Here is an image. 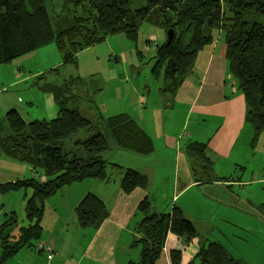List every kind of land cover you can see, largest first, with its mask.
<instances>
[{
  "label": "trees",
  "instance_id": "trees-1",
  "mask_svg": "<svg viewBox=\"0 0 264 264\" xmlns=\"http://www.w3.org/2000/svg\"><path fill=\"white\" fill-rule=\"evenodd\" d=\"M49 0H0V64L55 43L63 55L62 66L75 64L81 51L92 44L90 34L71 5V0L54 3ZM95 13L103 39L124 32L137 43L145 23L174 31L173 40L157 46L152 73L163 76L161 94L175 96L192 73L199 52L213 42L214 31H223L228 41L230 74L234 76L246 104V121L253 127L251 146L255 148L264 133V0H87ZM133 3H137L133 7ZM138 55L142 53L138 51ZM60 69L51 70V74ZM40 81L46 74L39 76ZM81 77L63 84L42 83L40 89L59 105L60 116L40 122L34 129L16 109L7 116L10 133L0 135V155L29 162L34 170L42 168L47 180L37 178L0 183V193L26 191L25 218L15 212L7 215L0 226V264H5L24 248H39L46 237L42 225L47 201L66 187L99 179L108 181V162L102 154L111 144L139 153L153 150L152 138L127 113L105 116L98 108L96 95L101 91L97 82L80 83L93 114L89 129L97 133L83 139L74 128L81 117L74 85ZM80 87V88H81ZM80 92V91H79ZM72 100L75 106L69 107ZM77 104V105H76ZM84 113V112H83ZM42 130L40 132L39 130ZM7 133V131L5 132ZM42 137V139H41ZM71 141L69 147L67 142ZM83 151L81 155L76 153ZM195 180L202 184L224 181L215 172V163L205 143L192 142L186 147ZM116 167V166H115ZM121 189L130 194L137 188L147 189L149 179L134 169H127ZM30 193V194H29ZM142 219L136 227L141 236L133 243L141 246L138 264H157L168 236L184 237L187 242L198 236L194 223L179 207L172 212H156L146 197L140 203ZM109 217L105 203L89 193L74 210L81 228L99 229ZM21 225V226H20ZM18 230L15 233V230ZM196 258L200 264H247L229 254L220 242L203 245ZM182 252L172 251V264H181ZM134 264V263H130ZM188 264H195L190 261Z\"/></svg>",
  "mask_w": 264,
  "mask_h": 264
},
{
  "label": "crops",
  "instance_id": "crops-1",
  "mask_svg": "<svg viewBox=\"0 0 264 264\" xmlns=\"http://www.w3.org/2000/svg\"><path fill=\"white\" fill-rule=\"evenodd\" d=\"M157 46L156 43L152 47L156 50ZM228 51L225 33L214 31L213 42L199 52L192 73L177 94L168 95L165 100L160 94L163 108L146 109L145 96L141 97L138 106L126 107L122 113L134 117L152 138L153 150L145 154L111 144L102 157L111 163L109 165L119 166L122 175L117 174L120 169L110 167L108 181L87 179L51 197L42 221L46 230V237L40 242L42 246L24 248L11 264H138L142 248L134 247L133 243L141 238L136 227L142 219L138 207L143 199L148 197L152 209L159 213H170L176 206L181 208L185 217L196 226L200 210H192L190 200L198 199L203 189L225 185V180L232 177H238L242 182L249 168L252 169V178L262 181L261 166L250 157L255 158L264 150V133L253 148V127L245 118L246 104L238 81L230 74ZM99 99L96 100L98 108L104 113L105 107L100 105ZM88 111L93 114L90 106ZM149 123L153 124L152 131ZM192 142L207 144L216 175L224 181L202 184L195 180L186 154V147ZM127 169L146 175L148 188L124 193L120 179ZM43 176L44 180L48 179ZM89 193L97 195L109 211V217L97 230L81 228L74 218V210ZM188 194L190 198L184 201ZM55 197L60 198L56 205L51 201ZM182 242L190 245L193 240L187 242L184 237L168 236L157 264H172L170 253L182 252Z\"/></svg>",
  "mask_w": 264,
  "mask_h": 264
},
{
  "label": "rangeland",
  "instance_id": "rangeland-1",
  "mask_svg": "<svg viewBox=\"0 0 264 264\" xmlns=\"http://www.w3.org/2000/svg\"><path fill=\"white\" fill-rule=\"evenodd\" d=\"M59 2L62 0H49L48 9L51 11L53 4ZM71 5L88 30L92 44L80 52L75 64L65 67L62 66L63 55L55 43L0 64V130L3 132V137L10 133L7 116L12 109H16L34 129L40 128V122L60 116L59 105L52 102V96L40 89L42 83L46 82L63 84L65 80L81 77L72 90L78 97L76 99L78 105H76L82 110L74 128L80 131L79 137L83 139L96 134L97 130L89 129L91 121L88 118H91L92 114L88 111L89 104L84 98L85 89L79 86L80 83L90 85L97 81L100 83L102 90L95 99L100 98V105L105 107L104 115L107 117L122 113L130 105L138 106L143 96L147 99L146 109L164 107L159 91L163 76L157 78L152 73L155 55L152 46L156 43L161 46L166 42L165 30L145 23L137 43L130 40L124 32L103 39L87 0H71ZM136 6L137 3H133V7ZM138 51L142 53L141 56L138 55ZM56 68L60 69L59 73L51 74L50 71ZM42 74H46V79L41 82L39 76ZM67 105L73 107L75 103L69 100ZM148 127L152 131L153 124L149 123ZM39 131L42 132L41 129ZM67 144L69 146L72 142L68 141ZM76 153L81 155L83 151ZM250 160L261 166L262 181L257 182L253 179L252 169L249 168L242 182L238 177H232L225 180L227 184L207 187L208 189H203L198 195V199H194V202L190 200L191 209L200 210L196 222L198 236L190 245L181 243V264L189 261L200 264L196 255L203 245L210 242H220L230 255L244 260L247 264H264V150L256 154L255 158L250 157ZM109 164L111 163H108V168L120 169L117 165L113 167ZM121 170L117 172L119 176L122 175ZM43 175L45 173L42 168L34 170L29 162L0 155L1 184L32 178L44 180ZM189 196L186 195L184 201L189 199ZM58 197L51 200L54 205L60 201ZM13 212L20 221L25 218L24 189L8 194L0 193V226L7 215ZM17 231L16 229L15 233ZM59 244L60 241L57 242V245ZM15 260L16 257H12L5 264H11Z\"/></svg>",
  "mask_w": 264,
  "mask_h": 264
},
{
  "label": "water",
  "instance_id": "water-1",
  "mask_svg": "<svg viewBox=\"0 0 264 264\" xmlns=\"http://www.w3.org/2000/svg\"><path fill=\"white\" fill-rule=\"evenodd\" d=\"M167 37H168V43H170L174 38V31L173 30L168 31Z\"/></svg>",
  "mask_w": 264,
  "mask_h": 264
},
{
  "label": "built area",
  "instance_id": "built-area-1",
  "mask_svg": "<svg viewBox=\"0 0 264 264\" xmlns=\"http://www.w3.org/2000/svg\"><path fill=\"white\" fill-rule=\"evenodd\" d=\"M49 252H50V253H52V252H53L52 248H49Z\"/></svg>",
  "mask_w": 264,
  "mask_h": 264
}]
</instances>
